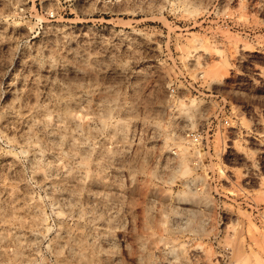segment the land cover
Masks as SVG:
<instances>
[{"label":"rangeland","instance_id":"rangeland-1","mask_svg":"<svg viewBox=\"0 0 264 264\" xmlns=\"http://www.w3.org/2000/svg\"><path fill=\"white\" fill-rule=\"evenodd\" d=\"M0 264H264V0H0Z\"/></svg>","mask_w":264,"mask_h":264},{"label":"built area","instance_id":"built-area-1","mask_svg":"<svg viewBox=\"0 0 264 264\" xmlns=\"http://www.w3.org/2000/svg\"><path fill=\"white\" fill-rule=\"evenodd\" d=\"M224 125H227V120H224ZM184 143L189 146H197L201 143V135L198 132H188L184 136Z\"/></svg>","mask_w":264,"mask_h":264}]
</instances>
